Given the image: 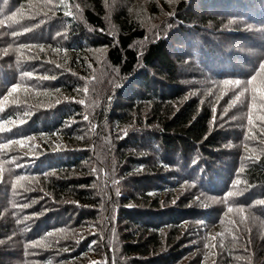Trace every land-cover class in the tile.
<instances>
[{"label":"trees","instance_id":"1","mask_svg":"<svg viewBox=\"0 0 264 264\" xmlns=\"http://www.w3.org/2000/svg\"><path fill=\"white\" fill-rule=\"evenodd\" d=\"M0 20V264H264V0H0Z\"/></svg>","mask_w":264,"mask_h":264},{"label":"snow or ice","instance_id":"2","mask_svg":"<svg viewBox=\"0 0 264 264\" xmlns=\"http://www.w3.org/2000/svg\"><path fill=\"white\" fill-rule=\"evenodd\" d=\"M50 2V0H49ZM64 3V0H61V4ZM66 15H71V12H67L65 13ZM16 13H14L12 16H8L7 17V20L8 21H15L16 19ZM5 21L4 20H0V25H4ZM30 29H26L25 31H29ZM15 35V33H14ZM21 47H27V46H21ZM24 76L26 77H31L33 74L30 73V72H26L23 74ZM258 76H264V62H262L260 64V68H259V72H257L256 75H253L251 77V79L247 82V84H251L253 85V93H255L257 90H259L262 95L260 97V103H261V106H264V86L260 87L259 89H257V87L255 86V81L257 80V77ZM223 86L225 87H228V86H231L232 89H236V88H242V91L239 92V94H237L235 96V100L232 102V104H230L229 106L232 107L234 106L237 102L239 103H243V100L241 99L242 97L245 96V93L248 92V88L246 85H242L241 84V81L239 80H235V81H232V80H224L221 82ZM20 88V85H14L13 88L11 89L12 92H16L17 89ZM25 91H27V89H25ZM84 91L86 92L87 89L85 88ZM252 101H256L257 100V97L255 95H253L251 97ZM5 101H7V97H5ZM59 103V101H57ZM80 103H83V101H79ZM0 111H2V109H0ZM225 112H227V109H225ZM85 119H87V117H85ZM25 121L23 120H20V124H23ZM252 122V117H251V114H249V124H251ZM261 123H264V120L261 121ZM6 131H11V129H8L6 127H4L3 125H0V133L2 132H6ZM262 135H264V133H261ZM11 143H15V144H19V145H23L25 142L23 140H17V141H13ZM9 144H0V150L2 149H8L9 148ZM0 171H2V169H0ZM240 171L242 172L243 171V168L240 169ZM18 180H22L23 177H18L17 178ZM237 184L240 183L239 180L236 181ZM13 187H16V185L14 184ZM117 195H119V191H117ZM229 196L233 195V193H229L228 194ZM257 204L259 205H264V200H261V201H258ZM25 207H27V205H25ZM229 212H232V208H229L228 209ZM239 212H243V209H238ZM95 243V242H93ZM208 245H206L207 247ZM93 264H96V262H93Z\"/></svg>","mask_w":264,"mask_h":264},{"label":"rangeland","instance_id":"3","mask_svg":"<svg viewBox=\"0 0 264 264\" xmlns=\"http://www.w3.org/2000/svg\"><path fill=\"white\" fill-rule=\"evenodd\" d=\"M156 25H157V22H153V23H152V26H156ZM260 32H264V30H259L258 33H260ZM234 43L236 44V46H238V45L241 46L242 49H243V48H245V49H249V50H247V52H248V51H251V49L248 48V46H249V45H247L248 43H247V42H243V40H239L238 42H235V41H234L233 44H234Z\"/></svg>","mask_w":264,"mask_h":264}]
</instances>
